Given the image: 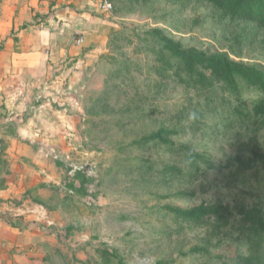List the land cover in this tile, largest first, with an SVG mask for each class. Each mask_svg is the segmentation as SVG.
Listing matches in <instances>:
<instances>
[{"label":"rangeland","instance_id":"obj_1","mask_svg":"<svg viewBox=\"0 0 264 264\" xmlns=\"http://www.w3.org/2000/svg\"><path fill=\"white\" fill-rule=\"evenodd\" d=\"M108 1L113 5V15L123 19L121 27L126 31L136 26L163 29L186 48L219 53L236 63L264 69V27L239 23L229 28L228 17L200 0H148L158 24L153 22L151 12L130 15L127 3L131 0ZM112 37L85 80L80 100L86 116L79 150L73 158L80 169L75 177L79 188L73 200L63 204L74 223L66 233L45 244L42 258L48 260L47 264H206L205 249L195 237L198 232L185 224L178 233L180 226L168 211L170 207L191 211L212 201L214 181H205L203 161L197 163L186 151H175L151 138L163 129H175L174 115L181 94L161 90L153 105L136 102L117 114L86 112L101 97L99 80L114 68V60L124 52L127 41L138 45L131 34L122 35L118 42ZM133 47L125 51L127 57ZM153 93L157 94L156 90ZM146 94L141 91L138 96ZM110 103L123 105L124 100L112 97ZM165 109L168 112L164 114ZM0 136L1 187L4 140ZM145 137L149 138L144 141ZM171 140L194 144L198 152H207L215 162L228 149L223 139L206 143L203 139V147H210L205 151L201 135L192 131L182 137L174 135ZM194 163H200L202 174L192 169ZM175 168L176 173L167 171ZM212 174L222 177L219 172Z\"/></svg>","mask_w":264,"mask_h":264},{"label":"trees","instance_id":"obj_2","mask_svg":"<svg viewBox=\"0 0 264 264\" xmlns=\"http://www.w3.org/2000/svg\"><path fill=\"white\" fill-rule=\"evenodd\" d=\"M147 2L131 0L127 3L129 13L151 12L153 22L158 24L159 18ZM200 2L228 17L229 28L239 23L264 27V0ZM145 27L127 31L121 27L113 35L112 41L118 42L122 35L131 34L138 45L127 41L126 49L122 47L124 52L114 60V68L99 80L101 97L86 112L117 114L120 109H131L136 102L142 106L155 101L161 90L181 94L174 115L175 129H163L151 138L167 143L175 151H186L197 163L203 161L205 181L213 180L216 191L207 204L191 211L170 207L168 215L180 226L178 233L185 224L198 232L195 237L205 249L206 264H264V69L236 63L219 53L186 48L168 31ZM131 46V56L127 57L125 51ZM141 91L147 94L138 96ZM112 97L123 99V105H112ZM189 131L201 135L202 147L203 139L205 143L223 139L228 149L215 162L207 152H198L196 145L171 140ZM203 148L207 151L210 147ZM191 167L196 174L201 173L200 163ZM167 171L176 173L177 168ZM215 172L222 177L212 174Z\"/></svg>","mask_w":264,"mask_h":264},{"label":"crops","instance_id":"obj_3","mask_svg":"<svg viewBox=\"0 0 264 264\" xmlns=\"http://www.w3.org/2000/svg\"><path fill=\"white\" fill-rule=\"evenodd\" d=\"M105 1L0 0V264H40L74 223L84 82L123 21Z\"/></svg>","mask_w":264,"mask_h":264},{"label":"built area","instance_id":"obj_4","mask_svg":"<svg viewBox=\"0 0 264 264\" xmlns=\"http://www.w3.org/2000/svg\"><path fill=\"white\" fill-rule=\"evenodd\" d=\"M103 8L106 9V10H111L112 9V4L105 1L104 4H103Z\"/></svg>","mask_w":264,"mask_h":264}]
</instances>
